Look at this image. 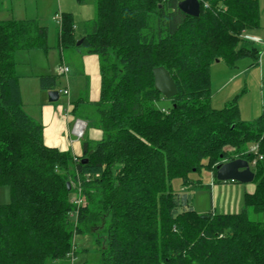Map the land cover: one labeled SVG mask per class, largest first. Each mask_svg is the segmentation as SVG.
I'll return each mask as SVG.
<instances>
[{"label": "trees", "instance_id": "obj_1", "mask_svg": "<svg viewBox=\"0 0 264 264\" xmlns=\"http://www.w3.org/2000/svg\"><path fill=\"white\" fill-rule=\"evenodd\" d=\"M179 1L94 0L77 47L98 57L102 136L77 158L45 146L41 124L22 108L14 54L45 50L46 28L0 20V187L9 197L0 204V264L64 262L75 231L101 218L99 264H264V221L249 218L264 213V88L260 116L245 122L234 101L211 107L209 77L215 62L255 58L242 35L258 26L259 0H200L198 17L179 11ZM57 36L60 48L76 47L69 15ZM157 67L177 90L166 110L156 106L164 99L153 85ZM38 85L56 90L57 76L40 75ZM234 159L254 173L240 213L199 214L189 194L171 188L178 178L186 189L187 175L203 166L218 182L215 166ZM71 179L81 189L76 214Z\"/></svg>", "mask_w": 264, "mask_h": 264}, {"label": "rangeland", "instance_id": "obj_2", "mask_svg": "<svg viewBox=\"0 0 264 264\" xmlns=\"http://www.w3.org/2000/svg\"><path fill=\"white\" fill-rule=\"evenodd\" d=\"M259 3V17L261 11V22H263L264 0H259ZM11 11L14 16L25 15L29 19L36 20L40 26L46 28L47 32L46 49L34 50L22 61V63L19 62L16 65L15 70L17 76L27 73L29 77L28 79H33L31 76L37 72H41L38 74L57 76L56 90L59 91L60 96L58 101L54 102L53 104H61L62 106H65L67 99V97L62 94L63 87L65 86V76L56 74L57 66H65L68 68L69 78L73 76L74 79L71 81L75 91L78 90V94L80 93L81 97L85 98L87 91V75L89 73L91 74L92 71H94V75L96 77L95 85L98 84L99 86L98 57L88 53L84 48H60L57 36L60 16L62 14L69 15L72 23V33H75L73 40L75 43L78 42L80 40V36L83 34L82 23L86 20H92L95 18L94 0H82V2H78L77 0H11ZM77 50H79L80 53ZM20 57L22 56L20 55ZM247 60H249L252 64L253 61L250 59V57H242L235 62L233 67L225 66V64L222 62H219V64L214 63L212 67V72H214L213 76L211 75V69L209 68L211 78L210 105L215 109L223 108L224 103L226 102L225 98H228L227 101L230 99V101L235 102L239 118L242 121L245 120V122H250L258 118L262 110L261 100L259 101L260 105L257 106V101L252 99L251 93L253 91L256 92L252 73L245 84L244 76H238L234 81L228 83L224 90H216L217 88L219 89L221 86H223L227 80L223 72H239L241 67L246 66V64L249 63ZM216 70H218V72ZM90 74L88 78L89 84L90 86H93L92 76ZM244 89L247 90L246 93ZM36 93L35 90H33L31 84L27 89H23V103L25 111L28 114H34L38 119L40 104L37 102L39 98ZM156 106L160 109L166 110L170 106V103L166 99H160L157 101ZM250 106L251 110H249ZM84 108L88 111V118L92 120L89 124L88 132L95 133V130H97L99 133H101V130L99 127H97V118L94 112V106L86 104L84 105ZM248 116H252V119H249ZM92 144H94V142H92ZM209 178V171L206 166H203L199 169V171H193L187 175V179L190 180V183H188L186 189H183L182 181L178 178L172 179L171 188L175 193L185 192L186 194H189L192 199V207L195 212L199 214H204L211 211L217 212L218 214L240 213L243 210V206L236 208L234 205V207H231L228 202L232 200L231 194H224L222 198L221 196L215 197V199L217 198L221 202L219 204L214 201L213 197L210 200L209 188L205 187L208 185ZM67 183L70 187L69 200L71 203L74 195L81 193V189L77 187L76 181L72 179ZM215 183L221 184L220 182ZM250 184L254 186L253 183ZM8 198V188L1 186L0 204H7ZM72 206L74 207L73 204ZM90 211H92L93 216L97 215V211L94 209V207H90ZM249 218L250 220L254 219L264 221V213L254 215L252 212H249ZM107 220L108 219L106 218H101L100 222L92 221L87 223V227H82V233L78 234L77 231H75L73 238L74 249L70 251V257L66 261L59 262L58 264H99V256L94 242L97 239L98 241L102 242V246L105 245L103 234L105 230L104 228L107 226Z\"/></svg>", "mask_w": 264, "mask_h": 264}, {"label": "crops", "instance_id": "obj_3", "mask_svg": "<svg viewBox=\"0 0 264 264\" xmlns=\"http://www.w3.org/2000/svg\"><path fill=\"white\" fill-rule=\"evenodd\" d=\"M80 2H82V0ZM258 4H259V9H260V3L258 2ZM10 19L32 20V19L27 18L25 15L24 16H19V15L14 16L11 11V0H1L0 20L6 21ZM90 20L91 19L86 20L82 24L84 25L85 22L90 21ZM74 35L75 33H72L73 38H74ZM83 35H84V30H83V34L80 37H82ZM242 37L244 40L251 39L253 41L256 40L257 42H264V21L261 22V11H260V17L258 21V26L253 30L244 32ZM246 41L248 43L244 42L243 43L244 47L254 46L257 51L255 53V58H252L250 56H244V57H250V59H252L253 61L252 64L250 63L249 60H247L249 61V63L246 64V66L241 67L240 68L241 70L239 72L237 71L236 72H229V71L223 72L227 80L223 86H221L219 89L217 88L216 90H220V91L224 90V88H226L228 83H230L231 81H234L238 76L240 77L244 76V84H245L247 83V80L249 79L250 74L252 73L253 83L256 88V92L253 91L251 95H252V99H255L257 101L258 103L257 106H259L260 100L262 103V92L264 88V51L262 49V46L257 44L256 41L255 42L249 41V40H246ZM75 48H78V47L76 46ZM77 51L79 52V50ZM32 52L33 51L16 52L14 54V60L16 62V65L19 62L22 63V61L27 56H29V54ZM20 55L22 57H20ZM215 63L219 64V62H215ZM213 64L210 66L212 76L214 74V72H212ZM59 68L60 67L57 66L56 74L65 76V86L63 87V91L64 90L67 91V95H65L67 97L65 106H62L61 104H53V103L48 102L47 92L40 90L39 85L37 84L38 77L44 74H38L41 72H37L35 74L32 73L33 75L31 77L33 79H28L29 77L27 73H23L21 74V76H17L22 108L24 112L31 119L41 124L43 143L45 146L50 147V148H55L62 152H68L73 157H80L83 155L84 142H90L92 144V142H95V140L98 141L102 136L101 133H99L97 130H95V133L88 132V127L92 120L88 118V111L84 108V105L86 104L94 105L99 99L100 75H98V79H99V86H98V84L95 85L96 77L94 75V71H92L91 74L87 71L92 76L93 86H90L89 84V79H88L89 74H88L87 80H86L87 81V85H86L87 91H86L85 98H84L80 96V93L78 94V90L75 91V88L71 81L74 78L73 76L69 78V75H68L69 70L66 73V75H64L58 72ZM15 70H16V66H15ZM216 71L218 72V70ZM98 74H99V69H98ZM209 77H210V72H209ZM34 83H35V89H34ZM30 84L33 90H35V93L37 92L36 95L39 98L37 100V102L40 104V111L38 112V117H39L38 119L36 118L34 114L33 115L28 114L24 108L23 89L24 90L27 89ZM210 84H211V78H210ZM63 91H62V94H63ZM246 92L247 90H245V93ZM59 96H60V93L58 95V99H59ZM225 99H226L225 100L226 102L224 103V106L228 102H230V99L228 101H227L228 98H225ZM73 103H74V106H76L74 107V109L72 106ZM249 110H251V106ZM248 118L252 119V116H248ZM76 120H80L86 124L84 133L81 138H76L72 133L73 125ZM262 156H263V163H264V150L262 152ZM209 174H210V178L208 180V185H206L205 187L209 188L210 200L213 197L214 201L218 204L221 202L217 198L215 199V197L221 196L222 198L224 194H231L232 200L228 201L230 206L234 207L235 205L236 208L241 207L243 206L244 196L246 194H251L254 190V186L251 185L250 183L241 184V183H236V182H220L221 184H216L214 181V177L210 171H209ZM213 213L218 214L217 212H213Z\"/></svg>", "mask_w": 264, "mask_h": 264}, {"label": "water", "instance_id": "obj_4", "mask_svg": "<svg viewBox=\"0 0 264 264\" xmlns=\"http://www.w3.org/2000/svg\"><path fill=\"white\" fill-rule=\"evenodd\" d=\"M177 8L183 14L190 17H198L200 6L199 0H181ZM82 40L76 42L79 46ZM153 85L156 92L162 95L164 99H170L177 94L175 83L169 73L163 67L154 68ZM58 91L47 92V100L54 103L58 100ZM215 179L218 182H236L241 184L251 183L254 179V173L251 171L247 161L243 159H234L215 166ZM67 190L70 189L66 183Z\"/></svg>", "mask_w": 264, "mask_h": 264}, {"label": "built area", "instance_id": "obj_5", "mask_svg": "<svg viewBox=\"0 0 264 264\" xmlns=\"http://www.w3.org/2000/svg\"><path fill=\"white\" fill-rule=\"evenodd\" d=\"M246 40L253 41L251 39H246ZM255 41H253V42H255ZM256 43L259 44V45H261L262 46V49L264 51V42H257L256 41ZM58 72L60 74L66 75V73L68 72V69H67V67H65V66L63 67L62 66V67L59 68V71ZM63 95H67V91L66 90L63 91ZM85 127H86V124L84 122H82L80 120H76L75 123H74V125H73V129H72L73 135L76 138H81L82 135H83V133H84ZM257 148H258V145L250 146L249 149H248V152L255 153L256 154L257 153ZM257 158H258V160H262L263 159V156L262 155H258ZM74 160H75V158H74ZM254 162L255 161H253L252 164H254ZM71 203L74 205V208H75V210H74L75 212L74 213L76 214L77 208L80 205H82V199H81L80 194H78V193L75 194L74 197H73V199H72V202ZM74 213H72V214H74Z\"/></svg>", "mask_w": 264, "mask_h": 264}]
</instances>
